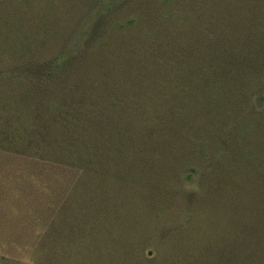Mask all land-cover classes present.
<instances>
[{
  "label": "rangeland",
  "instance_id": "obj_1",
  "mask_svg": "<svg viewBox=\"0 0 264 264\" xmlns=\"http://www.w3.org/2000/svg\"><path fill=\"white\" fill-rule=\"evenodd\" d=\"M77 31L78 47L94 38L88 80L102 82L86 109L108 124L100 172L68 165L41 137L1 142L0 264H226L234 243L242 252L264 234V0H0V68L51 57ZM179 41L244 56L225 93L151 92L153 72L174 75L184 58L170 53ZM102 56L133 69L136 91L108 64L100 79ZM8 79L11 130L23 121L8 114L9 84L24 85Z\"/></svg>",
  "mask_w": 264,
  "mask_h": 264
},
{
  "label": "trees",
  "instance_id": "obj_2",
  "mask_svg": "<svg viewBox=\"0 0 264 264\" xmlns=\"http://www.w3.org/2000/svg\"><path fill=\"white\" fill-rule=\"evenodd\" d=\"M112 4L114 2L106 7L105 12L115 9L111 7ZM97 16L91 23V29L94 31L97 29L99 18H103L99 13ZM80 38L77 31L72 40L63 45L53 56L45 59L22 55L17 56L19 59L10 60L13 62H9V59L3 61L0 74L7 76L10 82L24 85L15 87V84H9L11 91L10 96H7L16 97L8 107L9 116L10 110L19 111L18 118L23 122L9 130L8 118L4 114L6 110L4 112L2 110L6 106L0 105V143L11 142L9 139H21L24 136L26 138L36 136L37 139L41 137L43 143H50L53 153L60 156L62 160H66L68 165L80 167L90 175L100 172V137L106 134L105 124L107 123L96 115L91 117L86 110L90 101L93 102L91 95L98 90L102 82L100 80V84L95 85L98 79H92L91 83L88 80L93 76V70L99 71L94 66V60H90V55L85 52L94 38L90 34L83 40V46L78 47L79 45L75 43H78ZM170 51V53L174 51L180 53L185 59L177 61L179 62L177 67L170 69L169 74L175 71L174 75L157 77V72H153L154 77L148 80L150 83L147 85L150 86L154 95L165 90L225 93L230 87V77L234 67L236 65L240 67L244 62V56L241 53L237 55L233 52V48L224 44L192 47L179 41L173 44ZM156 53L157 50H154L153 54ZM187 55L196 57H187ZM102 59L106 63L100 60V79L106 74L107 64L111 65L109 71L118 73L128 70L125 64L124 67H120L114 58L102 56ZM119 68L124 70H117ZM124 72L122 76H127L123 84L124 89L136 91L139 83L131 80L134 77L133 69L129 70L128 74ZM112 77L117 78L114 72ZM113 88H116L115 84ZM93 97L96 99L98 96L94 94ZM6 100L7 98L0 94V101L5 103ZM96 106L97 104L94 105ZM113 127L109 136L116 135L118 131V126ZM18 134L19 137L16 136ZM26 141L27 146L32 144L31 140ZM261 199L262 205L259 212L263 217L264 192ZM261 234L263 232L253 237L244 246L242 252L236 251L238 245L234 243L229 252H224L225 263L238 264L237 255L243 253L242 258L245 259L246 264H264V234L260 238Z\"/></svg>",
  "mask_w": 264,
  "mask_h": 264
}]
</instances>
